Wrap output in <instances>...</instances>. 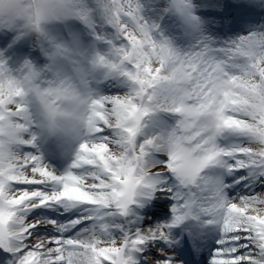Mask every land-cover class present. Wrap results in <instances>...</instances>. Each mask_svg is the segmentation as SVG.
<instances>
[{
  "label": "snow or ice",
  "instance_id": "1",
  "mask_svg": "<svg viewBox=\"0 0 264 264\" xmlns=\"http://www.w3.org/2000/svg\"><path fill=\"white\" fill-rule=\"evenodd\" d=\"M171 4L198 28L188 0ZM143 9L142 0H0V30L37 34L53 60L68 49L49 26H110L123 43L109 40L97 62L133 85L91 101L89 136L59 171L39 152L29 95L56 104L73 83L37 88L31 63L13 69L0 54V264H176L154 242L171 246L189 221L207 230V264H264V31L181 51L157 38ZM162 112L175 127L141 139ZM157 192L173 201L172 219L146 226L134 209Z\"/></svg>",
  "mask_w": 264,
  "mask_h": 264
},
{
  "label": "rangeland",
  "instance_id": "2",
  "mask_svg": "<svg viewBox=\"0 0 264 264\" xmlns=\"http://www.w3.org/2000/svg\"><path fill=\"white\" fill-rule=\"evenodd\" d=\"M228 1L230 15L232 16H218L221 5ZM91 3L92 0H89L90 5ZM142 3L144 5L143 15L145 18L149 23L158 25L157 38H164L171 41L181 51L189 50L204 37L209 39L213 47H224L228 43L242 36H246L251 32L264 31V0H190L192 15L199 21V26L196 29H193L175 11L172 7L171 0H142ZM14 32L6 29L0 30V54L7 60L9 66L13 69H19L25 63H31L37 70L43 71L46 76H50L55 71V66L52 65L50 60L51 48L49 42L39 36V45L37 47L35 33L19 36L18 38V33ZM49 32L59 44L69 46L78 45L82 49L94 54H108L111 50V44L108 43L109 40L113 41L117 46L123 43L122 38L116 39L115 30L110 26H98L93 30L79 20L56 23L49 26ZM98 35L103 36V38L98 39ZM93 86L99 96L126 95L133 87L127 79L119 75L98 76ZM176 122L177 118L170 113H158L150 120H146L145 123L147 126L144 129V134L141 139L144 136L160 135L170 132L175 127ZM38 147L42 152L45 162L58 170L67 169L68 163L71 161L72 155H74L65 148L51 142L47 144L38 142ZM160 193L157 192L154 196H159ZM165 201V203L159 205L155 201H153L152 206L150 204L152 210L149 213L151 215L156 214L160 217L157 219V223H152L151 225L171 221L173 201L170 198ZM140 211L143 214H137L142 218L144 224L149 219H152V216L148 217L149 215L144 214V211ZM175 229L179 233L182 231L180 227ZM173 240L178 245V236L173 237ZM154 244L155 247H160L156 245L157 242H154ZM196 245L202 251L207 252L204 245ZM164 249L168 250L166 248ZM170 249L172 250V245ZM199 259L205 260L207 259V255H202Z\"/></svg>",
  "mask_w": 264,
  "mask_h": 264
},
{
  "label": "clouds",
  "instance_id": "3",
  "mask_svg": "<svg viewBox=\"0 0 264 264\" xmlns=\"http://www.w3.org/2000/svg\"><path fill=\"white\" fill-rule=\"evenodd\" d=\"M188 3L191 6L190 0ZM190 25V23H188ZM199 26V21H198ZM68 51L53 60L55 71L46 76L40 71L37 88L44 80H70L74 88L62 94L56 104H51L40 91H32L29 100L35 120L34 132L41 144L54 143L76 155L81 143L89 136L91 101L99 96L93 86L98 76L116 73L97 62V53H90L78 45H65ZM148 171H151L149 169Z\"/></svg>",
  "mask_w": 264,
  "mask_h": 264
},
{
  "label": "bare ground",
  "instance_id": "4",
  "mask_svg": "<svg viewBox=\"0 0 264 264\" xmlns=\"http://www.w3.org/2000/svg\"><path fill=\"white\" fill-rule=\"evenodd\" d=\"M164 195H169L167 193H164L162 192ZM156 198L155 201L158 203V204H161L162 200H164L165 197L163 196H158V197H154ZM149 224H151V222H149ZM158 246H161V247H164V248H169L168 244L165 243L164 241H158L157 243ZM173 254V253H172ZM174 255V258L175 260H177L178 256L176 254H173ZM177 264V263H176Z\"/></svg>",
  "mask_w": 264,
  "mask_h": 264
}]
</instances>
